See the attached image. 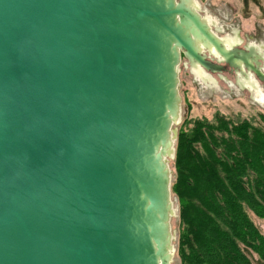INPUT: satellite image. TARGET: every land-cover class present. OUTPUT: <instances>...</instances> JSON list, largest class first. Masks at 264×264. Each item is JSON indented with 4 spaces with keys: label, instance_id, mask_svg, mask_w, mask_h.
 I'll list each match as a JSON object with an SVG mask.
<instances>
[{
    "label": "water",
    "instance_id": "obj_1",
    "mask_svg": "<svg viewBox=\"0 0 264 264\" xmlns=\"http://www.w3.org/2000/svg\"><path fill=\"white\" fill-rule=\"evenodd\" d=\"M233 46L194 0H0V264H170L180 56L264 85Z\"/></svg>",
    "mask_w": 264,
    "mask_h": 264
},
{
    "label": "trees",
    "instance_id": "obj_2",
    "mask_svg": "<svg viewBox=\"0 0 264 264\" xmlns=\"http://www.w3.org/2000/svg\"><path fill=\"white\" fill-rule=\"evenodd\" d=\"M171 193L180 264H264V127L216 113L177 130Z\"/></svg>",
    "mask_w": 264,
    "mask_h": 264
},
{
    "label": "rangeland",
    "instance_id": "obj_3",
    "mask_svg": "<svg viewBox=\"0 0 264 264\" xmlns=\"http://www.w3.org/2000/svg\"><path fill=\"white\" fill-rule=\"evenodd\" d=\"M196 11L206 18L211 31L220 38L230 40L238 47L253 46L260 55V68L264 70V0H194ZM211 74L194 70L182 60L178 65L179 117L172 125L176 129L184 119L213 120L219 113L235 121L248 119L264 127V85L238 75ZM172 160L168 158L171 183L174 180ZM173 215L170 217L173 237V256L170 264H180L176 255L179 231V205L171 193ZM264 234V219L251 217ZM254 264H262L256 261Z\"/></svg>",
    "mask_w": 264,
    "mask_h": 264
},
{
    "label": "flooded vegetation",
    "instance_id": "obj_4",
    "mask_svg": "<svg viewBox=\"0 0 264 264\" xmlns=\"http://www.w3.org/2000/svg\"><path fill=\"white\" fill-rule=\"evenodd\" d=\"M230 49L232 50V51H230V52H232V54H233L234 57H237V56L239 55V50H243L245 53H249V54L252 52V50L249 48V46H248V47H238V45H234V46H233L232 48H230ZM235 50H236V51H235ZM201 52L206 56V58H207L208 60H210V61H212V62H214V63H217V64L220 66V68H221L220 72H215V74H218L220 78H223L222 75H224V74H226V75H231V76H233V75H238V76H241V77L245 78V77H244L239 71H237V70L234 69L233 67H230L228 64H226V63H225V60H224L221 56H219L218 54H216V53H214V52H212L211 50L206 49V48H203ZM236 59H237V58H236ZM182 60L185 62V64H186L187 67H189L190 69H192V68L190 67V62H189V61L187 60V58L181 53V56H180V62H181ZM241 66H243V65L241 64ZM258 66L260 67V60H259V65H258ZM242 71L246 74L247 78H248V76H252V77H253L252 72L249 71L248 69H246L244 66L242 67ZM209 73H210V72H209ZM211 74H214V73H211ZM253 80H254V79H253ZM260 83H261V82H260ZM261 84H262V83H261ZM261 97H262L263 100H264V95H262Z\"/></svg>",
    "mask_w": 264,
    "mask_h": 264
},
{
    "label": "bare ground",
    "instance_id": "obj_5",
    "mask_svg": "<svg viewBox=\"0 0 264 264\" xmlns=\"http://www.w3.org/2000/svg\"><path fill=\"white\" fill-rule=\"evenodd\" d=\"M229 43H231V41L229 40Z\"/></svg>",
    "mask_w": 264,
    "mask_h": 264
}]
</instances>
